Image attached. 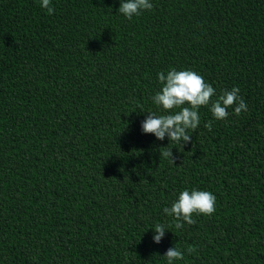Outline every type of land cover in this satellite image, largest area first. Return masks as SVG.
I'll list each match as a JSON object with an SVG mask.
<instances>
[{
  "label": "trees",
  "instance_id": "1",
  "mask_svg": "<svg viewBox=\"0 0 264 264\" xmlns=\"http://www.w3.org/2000/svg\"><path fill=\"white\" fill-rule=\"evenodd\" d=\"M150 2L129 20L120 0H0V264H167L175 245L173 264H264V0ZM172 68L248 111L201 106L184 148L144 134ZM185 189L216 211L177 229Z\"/></svg>",
  "mask_w": 264,
  "mask_h": 264
},
{
  "label": "clouds",
  "instance_id": "2",
  "mask_svg": "<svg viewBox=\"0 0 264 264\" xmlns=\"http://www.w3.org/2000/svg\"><path fill=\"white\" fill-rule=\"evenodd\" d=\"M50 5L51 0H41V7L46 9L49 15L55 12ZM152 8L153 4L150 0H120L117 11L131 20L134 16L141 15L142 11ZM158 79L162 89L155 93L152 100L167 114L149 111L147 118L141 122L142 132L153 134L158 140L163 141L167 137L170 142H175L184 148L191 142L190 132L194 133L200 124L198 109L201 106L211 104L210 111L216 120H226L229 116L228 109L233 106L237 116L248 111V105L241 97L239 87L222 90L218 98L213 101L211 98L216 95V89L210 83H206L204 78L195 71H177L172 68L167 74L160 72ZM205 127L211 130L212 122L209 121ZM160 156L170 158L171 162L175 163L172 149L160 152ZM215 211L216 196L210 191L197 189L181 191L172 206L163 209L165 214L174 217L177 229L183 228L185 222L189 225L195 224L193 214L211 216ZM166 231L165 225H155L153 239L157 244L162 241ZM194 250L191 246L187 248L189 253ZM164 257L167 259V264H173L174 261L184 258V252L175 245L168 248Z\"/></svg>",
  "mask_w": 264,
  "mask_h": 264
}]
</instances>
